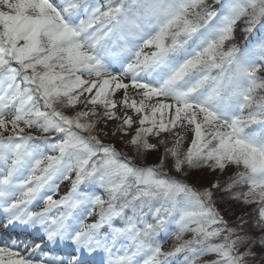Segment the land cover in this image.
<instances>
[{
  "label": "snow or ice",
  "instance_id": "snow-or-ice-1",
  "mask_svg": "<svg viewBox=\"0 0 264 264\" xmlns=\"http://www.w3.org/2000/svg\"><path fill=\"white\" fill-rule=\"evenodd\" d=\"M0 264H264V0H0Z\"/></svg>",
  "mask_w": 264,
  "mask_h": 264
},
{
  "label": "rangeland",
  "instance_id": "rangeland-1",
  "mask_svg": "<svg viewBox=\"0 0 264 264\" xmlns=\"http://www.w3.org/2000/svg\"><path fill=\"white\" fill-rule=\"evenodd\" d=\"M237 38H238V42H241L242 43V40H241V38H240V34L238 33L237 34ZM201 175H204V174H202V173H199V172H197V173H193V179H192V182H195V178L196 177H199V176H201ZM212 177H211V175H205V178H204V180L202 181V183H206L208 180H210ZM199 186V185H198ZM66 188H67V185H66V183L65 184H61V187H60V193L61 194H63L65 191H66ZM250 209H247V208H245V209H243V211H249ZM240 211H241V209H240V206H236V208H235V215H239L240 214ZM235 215H231V216H229V219H235ZM171 244H172V241L171 240H167L166 241V243H165V248H167V249H170L171 248Z\"/></svg>",
  "mask_w": 264,
  "mask_h": 264
},
{
  "label": "trees",
  "instance_id": "trees-1",
  "mask_svg": "<svg viewBox=\"0 0 264 264\" xmlns=\"http://www.w3.org/2000/svg\"><path fill=\"white\" fill-rule=\"evenodd\" d=\"M117 146L119 147L120 146V144H119V142L117 141ZM149 162H151L152 160H154L155 159V155H153V156H150L149 158Z\"/></svg>",
  "mask_w": 264,
  "mask_h": 264
}]
</instances>
